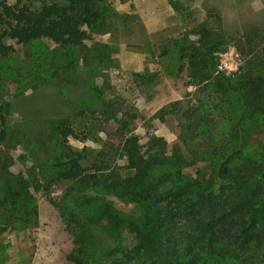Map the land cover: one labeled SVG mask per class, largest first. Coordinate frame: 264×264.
<instances>
[{"label": "trees", "instance_id": "16d2710c", "mask_svg": "<svg viewBox=\"0 0 264 264\" xmlns=\"http://www.w3.org/2000/svg\"><path fill=\"white\" fill-rule=\"evenodd\" d=\"M169 1L184 26L176 60L184 63L195 102L175 100L159 113L175 114L185 148L175 146L169 153L161 137L151 136L142 150L127 128L126 116L135 115L124 111L116 117L103 95V120L118 125V147L74 149L68 139L77 138L71 125L76 118H58L49 126L59 149L52 157L30 156L31 179L72 237L69 259L75 264H264V24L224 33L217 10ZM117 15L108 0H0V59L12 51L8 40L20 49L48 40L57 45L60 62L36 77L32 89L49 83L59 94L67 93L77 86L71 78L78 73L88 74L94 83L96 68L111 59L106 44L93 42L82 51L90 40L86 29L93 18L113 29ZM229 45L241 64L225 74L217 70L214 53ZM42 60L40 64L47 63L46 54ZM6 72L0 67V78ZM9 106L0 93V148L9 136ZM249 128L262 130L255 137L263 149L260 156L242 153ZM221 129L231 136L224 147L216 145L213 135ZM192 138H197L193 146ZM204 155H209L208 170H197L195 176L184 172ZM117 158L125 163L118 166ZM6 163L7 155L0 154V229L36 215L32 182L4 173ZM52 182L65 184L58 201L48 195ZM110 196L135 205L138 218L124 220ZM91 225L100 226L96 236Z\"/></svg>", "mask_w": 264, "mask_h": 264}, {"label": "rangeland", "instance_id": "374dc122", "mask_svg": "<svg viewBox=\"0 0 264 264\" xmlns=\"http://www.w3.org/2000/svg\"><path fill=\"white\" fill-rule=\"evenodd\" d=\"M12 4L14 0H6ZM112 6L126 0H108ZM183 3L188 8L197 7L202 11L214 9L220 15V28L224 33L233 34L246 24H264V0H175ZM178 2H176L178 4ZM239 2V3H238ZM11 53L7 58L0 59V67L7 71L0 78V93L9 100V114L7 125L9 136L0 148V154L7 155V166L4 173L13 176H21L32 182L30 191L36 215L29 219H16L9 226L0 229V262L2 264H75L69 259L74 250L72 237L65 231L62 219L57 209L48 198L38 189L37 183L32 181L34 169L33 160L30 156L36 155L38 159L52 157L56 154L59 145L54 133L50 131L49 122L58 118L69 117L77 138H69L68 143L74 149L85 146L91 150H98L109 144L116 149L118 147V125L113 121L105 122L102 115L101 99L106 97L111 101V109L117 110L116 117L124 111L135 115V118L126 116L127 128L138 137L142 150L151 136L161 137L167 144V152L171 153L175 146H180V128L175 114L172 112L159 113L160 109L153 114L144 113L137 108L133 92L127 94L109 93L107 91V71L96 68L95 82L89 81V75L78 73L71 79L76 87L69 89L67 93L59 94L55 87L49 83H40L32 89V81L40 76L47 67H55L52 64L60 62L57 45L48 40L35 43L31 48L20 49L14 41L8 40ZM89 44V42H88ZM90 46H82V51ZM80 48V49H81ZM78 49V50H80ZM46 54L48 61L42 65V58ZM236 54V57H235ZM229 56H231L229 58ZM216 68L223 60L225 63L236 62V69L225 73L232 74L237 71L241 64L239 55L234 47L229 45L225 50L214 53ZM58 60V61H57ZM80 67V66H77ZM44 69V70H43ZM103 73L104 77H101ZM99 75V76H98ZM38 79V78H36ZM103 79L105 83L103 84ZM53 81V80H52ZM82 83V84H80ZM81 86H80V85ZM185 85L187 82L184 83ZM184 89V88H183ZM180 91L181 99H189L195 102L192 96L193 87ZM97 91V92H96ZM101 91L103 94L101 95ZM99 94V95H98ZM190 94V95H186ZM104 95V96H103ZM187 96V97H186ZM164 107V106H163ZM77 111H82L77 117H73ZM250 129V128H249ZM53 135H52V134ZM248 137L243 145V154L262 155L256 142V136L262 134L259 128H251L247 131ZM215 143L219 147L228 145L231 136L227 129L213 132ZM197 138H192L190 145L193 146ZM261 144V143H260ZM184 147L183 145L180 146ZM185 148V147H184ZM198 160L187 167L184 172L195 176L197 170H208L210 165L209 155L197 158ZM124 159L117 158L115 164L122 166ZM42 183L41 180L38 184ZM65 184L52 182L47 186L50 199L58 201L62 195ZM115 208L123 215L124 220H134L139 216L135 205L125 201L109 197ZM100 226L91 225L90 231L96 236ZM130 239L127 237L126 242Z\"/></svg>", "mask_w": 264, "mask_h": 264}, {"label": "crops", "instance_id": "0c3cea01", "mask_svg": "<svg viewBox=\"0 0 264 264\" xmlns=\"http://www.w3.org/2000/svg\"><path fill=\"white\" fill-rule=\"evenodd\" d=\"M113 7L118 13L114 28L93 18L85 42L109 47L111 62L100 66L107 67V91L133 92L137 108L148 114L181 99L180 91L191 87L184 84V63L176 60V43L185 30L170 1L126 0Z\"/></svg>", "mask_w": 264, "mask_h": 264}, {"label": "built area", "instance_id": "2783aa9c", "mask_svg": "<svg viewBox=\"0 0 264 264\" xmlns=\"http://www.w3.org/2000/svg\"><path fill=\"white\" fill-rule=\"evenodd\" d=\"M230 57L231 56H229V58ZM235 57H236V54H235ZM234 69H236V62H233V60H232V62L228 61V63H225V61L222 60L220 62V64L217 65V70H219V71L226 70V71H224L225 73H228V72H230L231 70H234Z\"/></svg>", "mask_w": 264, "mask_h": 264}]
</instances>
